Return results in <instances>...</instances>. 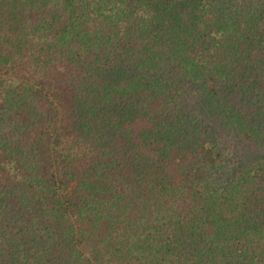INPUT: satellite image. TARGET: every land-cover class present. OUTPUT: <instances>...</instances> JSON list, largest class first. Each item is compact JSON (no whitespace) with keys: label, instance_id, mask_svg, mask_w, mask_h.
<instances>
[{"label":"trees","instance_id":"trees-1","mask_svg":"<svg viewBox=\"0 0 264 264\" xmlns=\"http://www.w3.org/2000/svg\"><path fill=\"white\" fill-rule=\"evenodd\" d=\"M0 264H264V0H0Z\"/></svg>","mask_w":264,"mask_h":264}]
</instances>
